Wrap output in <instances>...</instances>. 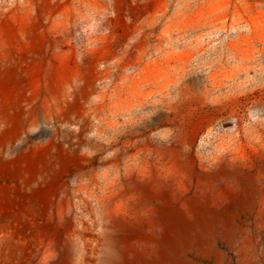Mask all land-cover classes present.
Listing matches in <instances>:
<instances>
[{"label": "rangeland", "instance_id": "rangeland-1", "mask_svg": "<svg viewBox=\"0 0 264 264\" xmlns=\"http://www.w3.org/2000/svg\"><path fill=\"white\" fill-rule=\"evenodd\" d=\"M244 179L189 264H264V0H0V264L150 263Z\"/></svg>", "mask_w": 264, "mask_h": 264}, {"label": "bare ground", "instance_id": "bare-ground-1", "mask_svg": "<svg viewBox=\"0 0 264 264\" xmlns=\"http://www.w3.org/2000/svg\"><path fill=\"white\" fill-rule=\"evenodd\" d=\"M224 174L225 171H221V175ZM241 184L242 189H239L240 191L229 195L231 206L225 205L226 207L223 209L217 210L208 201L191 204L192 220L187 219L182 213L160 208L159 212L164 220L165 236L163 240L161 239L162 242L159 245L158 258L150 263L143 264H189L182 256L184 252L181 249V241L189 244L195 241L199 247L206 232L220 233L229 238V230L226 227L229 217L236 207L248 208L252 203L249 181L244 179Z\"/></svg>", "mask_w": 264, "mask_h": 264}]
</instances>
